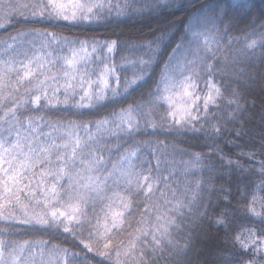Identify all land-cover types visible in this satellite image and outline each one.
<instances>
[{
	"label": "snow or ice",
	"instance_id": "obj_1",
	"mask_svg": "<svg viewBox=\"0 0 264 264\" xmlns=\"http://www.w3.org/2000/svg\"><path fill=\"white\" fill-rule=\"evenodd\" d=\"M186 7L194 8L185 24L191 38L182 36L173 48L166 62L171 70L166 68L146 96L96 121L94 132L92 122L29 113L61 106L78 111L125 99L150 76L154 56L134 63L132 77L122 79L115 63L96 55L114 53L122 46L119 37L70 39L30 27L0 44V264H111L113 256L114 264H264V195H257L264 193V7L257 9L254 0H211L199 7L196 0H0V28L13 20L83 25L113 15L160 17ZM242 17H248L238 50L242 59L230 58L233 40L240 42L230 33ZM167 35L161 29L159 37L135 47L153 52L155 45L159 51ZM94 56L103 63L98 75L88 70ZM257 85L259 102L247 98ZM164 104L167 110L160 114ZM149 128L176 136L204 133L211 141L207 155L219 156L229 185L234 172L238 181L257 176L251 198L240 205L247 223L233 227L231 189L224 185L219 189L224 207L217 204L219 211L209 216L212 201H204L201 190L205 183L215 190L211 177L197 181L191 197L169 184L176 173L161 171L170 155L168 141L136 140ZM220 139L239 149L235 159L223 152ZM142 148L156 160L155 168L141 159ZM183 151L172 146V153ZM192 156L181 161L186 176L203 170L205 154ZM207 167L213 170L210 161ZM114 188L121 191L109 196ZM141 194L147 203L138 200ZM206 220L216 235L223 230L222 241L207 250L197 248V241L207 239L200 237ZM18 225L62 231L78 241L79 251L46 240H16ZM125 233L127 243L119 239Z\"/></svg>",
	"mask_w": 264,
	"mask_h": 264
},
{
	"label": "trees",
	"instance_id": "obj_2",
	"mask_svg": "<svg viewBox=\"0 0 264 264\" xmlns=\"http://www.w3.org/2000/svg\"><path fill=\"white\" fill-rule=\"evenodd\" d=\"M211 0H196V7H199L202 4H208ZM256 8L264 7V0H254ZM194 11V8H181L173 9L167 13H164L160 17H112L102 20L98 23L93 24H83V25H69L64 22H61L59 25H48L47 23H28L25 24L18 20H13L11 24L7 25L5 28H0V44H2L9 36L14 35L16 32L24 28L36 27L48 31H54L58 35H62L68 38H79V39H97L98 41H103L105 39H115L119 37L121 41V47L118 48L111 56V62L115 63L121 78L127 76L128 78L132 77L134 71L133 64L138 63V61L143 59H148L149 57L154 56L152 71L150 76L146 79L145 82L141 84L135 92L125 99H118L116 103H109L104 107L96 108H84L80 110L67 109L61 106L57 109H44L40 113H29L32 115H44L46 120H61L64 122L74 121L77 124H83L87 122L93 123V132L95 131L94 124L96 121L103 119L104 117L109 116L114 110H118L120 107H126L128 103L133 102L134 100L140 99L141 96H146L148 92L155 87V82L160 79L162 73L166 70H171L172 65H167L166 62L169 60L170 54H172L173 48L176 47L178 43H181L182 36H188L190 34L186 32L185 24L189 22L188 18L191 13ZM248 17L240 18V23L234 28L230 35L233 37H240V42L233 40L231 45V50L228 55L230 58L237 57L242 59L238 50L243 47V30H245V25L247 23ZM161 29H165L168 32V35L159 45V51H155V45H153V52H149L146 47H135V45H146L148 41L154 40L161 35ZM227 39V38H225ZM184 47L188 48L187 40L184 41ZM2 47H0V54H2ZM57 53H60L59 49H56ZM181 53H177L179 56ZM63 55V54H61ZM258 55V53H257ZM175 61H173V65ZM219 79V77H217ZM226 86L230 85L229 81H225ZM231 86H235L232 84ZM259 86H253L252 90L247 93V98L249 100L255 98L257 102L260 101ZM231 88L228 87V92L226 95L230 94ZM63 97H61L62 99ZM224 102H221V107L223 108ZM31 107V106H29ZM167 110V105L164 104L158 110L160 114H163ZM259 111V109H255ZM44 132H48L47 127L43 128ZM81 135H84V130L79 129ZM167 140L169 143V153L170 155L164 160L161 164V171L164 175H168L171 172H175L176 175L173 177L169 184L175 185L180 193H187L189 197L196 192V183L197 181L203 180L205 182L209 181L211 177L214 181L215 190L210 191L212 188L211 184L205 183L204 188L201 190V195L204 201H207L210 197L212 203L209 205L208 211L209 216H214L216 212L219 211V208L216 207L219 204V207H224L223 196L225 193L221 192L219 189L222 185L225 187H230L231 200L230 207L234 210L235 223L233 227L247 223L245 220V213L240 210V205L247 203L251 198V192L259 183L257 176L252 175L248 176L243 181L237 180V173H233L231 184H227V176L222 175L225 173V169L221 165V160L218 155L208 156L209 147L211 141L205 136L204 133H192L188 132L183 136L168 135L166 132L157 131L152 133V130L149 128L146 131H142L136 140ZM247 138H245L246 140ZM113 145L116 141L112 142ZM128 143H133L132 140H128ZM220 148L226 153L229 157L233 159L238 155L239 149L230 146L225 143L224 139L218 141ZM242 145L245 141L240 142ZM127 145H125L126 147ZM172 146L183 149L184 151L172 153ZM215 148V145H212ZM123 148H121V152ZM144 155L141 157L142 160L147 161L151 164L153 168L156 166V160L151 157L150 152L147 148H142ZM193 153H203L205 154V159L203 162V170L194 169L189 175L184 174L185 165L181 161H191L193 159ZM107 155V154H106ZM113 161L119 159V154L113 151L111 155ZM259 159V158H257ZM176 163V168L167 167L166 165ZM211 162L212 171L208 170L207 165ZM148 163L145 164V167L148 166ZM248 165L245 164V167ZM111 167V164L109 165ZM245 184L247 188H245ZM121 191L119 189H113V192H109L108 195L112 196L114 192ZM246 193L244 199H241V194ZM122 194V192H121ZM156 199L159 200L160 193L157 192ZM258 196L264 195V193L257 192ZM170 196V194H169ZM138 200H144L143 195L141 194L138 197ZM143 209V204H141V210ZM99 211V208H97ZM133 228H135V222L133 223ZM131 230V229H129ZM217 229L211 226L208 220L205 221L204 226L200 229V237H207L206 242L201 244L197 241V248H203L207 250L211 245L220 243L223 238V230L219 231V235H216ZM16 240H46L50 245H58L60 247H66L70 251H79L78 241H74L71 236L64 234L62 231H57L56 229H34L27 226L18 225L16 235L13 237ZM179 238V237H178ZM119 239H123L127 243V233L123 234ZM195 256V250L192 253ZM115 257L113 256L114 264ZM107 264V262H106Z\"/></svg>",
	"mask_w": 264,
	"mask_h": 264
},
{
	"label": "rangeland",
	"instance_id": "obj_3",
	"mask_svg": "<svg viewBox=\"0 0 264 264\" xmlns=\"http://www.w3.org/2000/svg\"><path fill=\"white\" fill-rule=\"evenodd\" d=\"M60 54H65V53H60ZM113 53H107L106 50L103 53H98L96 54L97 56H107V62L109 64H112L111 62V56ZM83 65L81 66V69L83 70ZM88 70L89 71H95L97 73V75L99 74L100 71L103 70V63L100 62L99 60L96 59V57H93V61L88 65ZM96 77L93 76V79H95ZM78 99V97H77Z\"/></svg>",
	"mask_w": 264,
	"mask_h": 264
}]
</instances>
